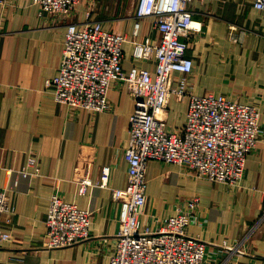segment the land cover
I'll use <instances>...</instances> for the list:
<instances>
[{"label": "crops", "instance_id": "crops-1", "mask_svg": "<svg viewBox=\"0 0 264 264\" xmlns=\"http://www.w3.org/2000/svg\"><path fill=\"white\" fill-rule=\"evenodd\" d=\"M136 4L137 0H81L67 15H41L25 0H0V188H13L9 198L14 208L2 217L1 227L11 239L0 246V264H109L120 205L109 189L98 186L80 195L79 182L88 178L97 185L101 169L109 166V187L126 186L123 152L133 99L114 82L105 112L73 109L56 103L45 82L58 74L69 22L96 20L137 41L148 36L158 40L152 18L140 20L134 35ZM190 8L201 26L200 32L185 38L186 55L194 63L188 78L191 92L258 107L260 133L247 156L241 188L196 180L183 167L150 161L141 225L155 230L186 200L199 196L187 232L206 242V264H264V18L253 8V0H193ZM233 29L245 30L240 42L233 41ZM122 49L125 72L136 65L155 75L153 60H133L130 41ZM188 102V96L171 98L164 114L169 128H182ZM29 155L39 162L38 174L20 176L17 171ZM28 171L32 174L35 168ZM55 193L91 211L88 239L46 248L45 218Z\"/></svg>", "mask_w": 264, "mask_h": 264}, {"label": "built area", "instance_id": "built-area-1", "mask_svg": "<svg viewBox=\"0 0 264 264\" xmlns=\"http://www.w3.org/2000/svg\"><path fill=\"white\" fill-rule=\"evenodd\" d=\"M38 7L41 15H67L81 0H25ZM193 0H137L135 36L139 21L152 18L159 39L150 36L141 41L117 34L102 22L87 19L69 22L58 74L46 80L54 101L73 109L94 113L109 108L108 92L120 82L131 96L134 109L129 119V141L123 152L128 166L127 184L122 189L109 187L111 168L101 169L94 185L83 178L79 194L90 187L109 189L112 200L120 205L119 228L109 264H206L207 245L190 236L189 225L200 198L193 196L174 214L165 217L155 230L141 225L146 206V168L150 161L185 168L196 180L222 183L231 189L242 187L248 154L256 146L260 127L258 107L232 101L222 95H196L188 82L193 60L186 55L190 32H200L190 8ZM253 8L264 18V0H253ZM232 39L240 42L245 30H231ZM133 45V60L155 63V75L133 65L123 70L125 42ZM180 74L179 78L174 74ZM176 83L177 87L173 85ZM188 96L185 122L180 130L167 126L164 114L172 97ZM39 162L29 155L20 176L37 175ZM28 168H35L30 174ZM12 169H8L11 174ZM17 183L15 182V186ZM13 188H0V246L11 239L1 227L2 217L14 212L9 194ZM45 246L58 249L75 245L90 237L91 211L64 201L57 193L49 201L45 218ZM226 249H233L226 246Z\"/></svg>", "mask_w": 264, "mask_h": 264}]
</instances>
